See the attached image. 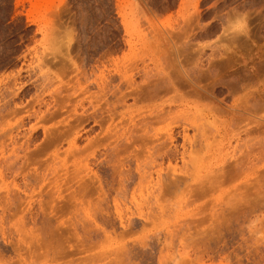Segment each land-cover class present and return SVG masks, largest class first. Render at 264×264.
Returning a JSON list of instances; mask_svg holds the SVG:
<instances>
[{
	"label": "rangeland",
	"instance_id": "1",
	"mask_svg": "<svg viewBox=\"0 0 264 264\" xmlns=\"http://www.w3.org/2000/svg\"><path fill=\"white\" fill-rule=\"evenodd\" d=\"M0 264H264V0H0Z\"/></svg>",
	"mask_w": 264,
	"mask_h": 264
},
{
	"label": "bare ground",
	"instance_id": "2",
	"mask_svg": "<svg viewBox=\"0 0 264 264\" xmlns=\"http://www.w3.org/2000/svg\"><path fill=\"white\" fill-rule=\"evenodd\" d=\"M164 60H165V58H163ZM166 61H168V59H166ZM168 64H169V61H168ZM180 64V63H179ZM169 66L170 67H172L173 65H170L169 64ZM168 67V66H167ZM178 67H179V65H178ZM178 67H176V69L178 68ZM183 67V66H182ZM182 67H179V68H181L182 69ZM179 68H178V70H179ZM172 69H174L175 70V67L173 66L172 67ZM183 69H184V67H183ZM163 76V75H162ZM167 80H168V82H166V84L167 83H169L168 85L170 86V88H171V86L174 88V90H175V92H176V97H179V98H185V96H183L184 94H179L180 92V90H179V85H177V83L174 81V79H172V76H171V73H167V75H166V77H165ZM165 80V79H164ZM166 80V81H167ZM194 80V79H193ZM178 82V81H177ZM193 83V82H192ZM197 84V83H196ZM199 84V83H198ZM133 85H135V83L133 84L132 83V85H131V87H133ZM193 85V84H192ZM195 85V84H194ZM196 86V85H195ZM181 87V86H180ZM156 88V87H155ZM161 89H163V87L162 88H157V89H152L151 91H149V93H148V95L146 96L147 98H149V99H154V97L156 98L157 97V95H158V92L161 90ZM195 89V88H194ZM123 92V91H122ZM196 92H198V90L196 89ZM202 92V91H201ZM197 95V94H196ZM198 96H200V93H198ZM140 97V96H139ZM127 98H128V96L127 95H125L124 93H122V96L121 97H119V99L121 100V103H126V101H127ZM138 98H136V100H137ZM176 99V98H175ZM172 101V100H171ZM164 114V111H163V109L162 110H160V111H158L157 113H155V114H152V116H154V117H161L162 115ZM196 127V126H195ZM187 131V128H184V135H183V140H184V142H186L187 140L190 142V143H192V141H191V138H190V136L188 135V133L186 132ZM145 134V136L147 137V136H150V137H152V138H154V139H156V140H159V135L157 134V133H155V135H151V134H149L148 132H145L144 133ZM77 135H78V137L80 136L79 135V133H77ZM53 139H54V137H53ZM126 143H130L131 142V140H132V136L130 135L129 137H127L126 139ZM175 141H176V137L173 135V131H172V129L169 131V132H167V134H166V141L165 142H162V143H159V145H165V144H168V151H166L162 156H161V158L162 159H164L165 158V156H167V157H169V159L171 160V159H173L174 157H177V155H178V147L177 146H175L174 145V143H175ZM193 143H194V141H193ZM184 146V145H183ZM259 152V153H258ZM258 152H256V153H253V154H250V153H248V156L249 157H256V158H258L259 157V155L263 152V151H258ZM132 154L133 153H131V155L130 156H128L127 158H129L130 159V157L132 158ZM263 154V153H262ZM137 159V158H136ZM176 159V158H175ZM121 160V159H120ZM119 161V160H118ZM120 162V161H119ZM244 163V162H243ZM242 163V161L240 162V163H238L237 165H235V169H236V171H234L235 173H237V175H235V173H233L232 175H231V173L228 171V172H226V171H222V173L220 174V176H218V178L214 181V185H219V184H221V183H223L224 181H226V179L228 178H236V177H234V176H238V172L240 171V170H242L243 169V166H244V164ZM247 163H249V162H247ZM251 163V162H250ZM249 163V164H250ZM117 164V163H116ZM120 171H118V172H116L115 170H116V168H115V164L113 165L114 167L113 168H115V173H119V175H120V180H121V185H122V190H124V192H125V183L128 181V176H129V171H128V169H125L126 168V164H125V162L124 161H122L120 164ZM247 165V164H246ZM245 165V166H246ZM117 167V166H116ZM118 168H119V166H118ZM117 168V169H118ZM125 170H127L126 172H125ZM137 171H139L138 173H139V175H140V179H146L147 178V176L146 175H144V174H142L141 173V171L139 170V169H137ZM232 172V171H231ZM242 172V171H241ZM249 172V171H248ZM243 173V172H242ZM151 176V175H150ZM99 177V176H98ZM97 177V178H98ZM142 180L140 181V182H142ZM230 180V179H229ZM98 181H99V183H100V191H103L104 192V188H103V186H102V183H101V179H99L98 178ZM162 184H164V185H160L161 186V188L159 189V191H161V195H165L166 193H171L172 191H174V190H176V189H178L180 186H181V184H182V182L181 181H179V180H177V181H173V182H162ZM141 185V184H140ZM163 186V187H162ZM91 185L90 184H86V185H84L83 187H82V189H80L81 190V195H82V197H85V195H87L89 192H90V190H91ZM102 192V193H103ZM104 195H105V197H107L106 196V192H104L103 193ZM127 194V193H126ZM206 194V190L204 189V190H200L199 191V193H198V196H204ZM195 196V195H194ZM251 197V196H250ZM73 199V201H76V202H78L80 199L79 198H77L76 197V195L74 196V197H72ZM16 200V199H15ZM244 200V199H243ZM242 199H241V202L243 201ZM107 201V200H106ZM244 201H247V199H245ZM242 202V204L244 203L245 204V202ZM250 202H251V199H250ZM250 202H248L247 204H249ZM11 203V202H10ZM12 204V203H11ZM247 204H245V205H247ZM255 204V203H254ZM29 205H30V207L27 209V213H29V215L31 214L32 215V213H30V212H32L31 211V203H29ZM251 205H252V203H251ZM249 206V205H248ZM258 206V205H257ZM251 207V206H250ZM50 208H51V212H50V215H53V213H55L54 211H56V204H51V206H50ZM252 211V210H251ZM101 212V211H100ZM101 213H103V212H101ZM240 214V213H239ZM105 216V215H104ZM106 216H108V214L106 215ZM55 217V216H54ZM118 217V220H119V222H120V226H121V228L123 229V231H127L128 229H129V227H130V225H129V223H126L125 222V220H123V218L120 216V215H118L117 216ZM247 217V216H246ZM31 218V217H30ZM109 218V217H108ZM107 220V219H106ZM230 220V219H229ZM228 220V221H229ZM45 224V223H44ZM222 224H224V223H222ZM226 224V223H225ZM85 229V228H84ZM34 230V229H33ZM86 230V229H85ZM94 230H97V231H99V232H102V234L103 235H105L106 237H108L109 235H110V232L109 231H107L106 230V227H104V226H101L100 224H98V223H96L95 224V229ZM52 231V230H51ZM226 231V230H225ZM50 233H52V232H50ZM98 233V232H97ZM221 233V232H220ZM53 234V233H52ZM52 234H50V237L52 238L53 237V235ZM91 234H92V232H91ZM47 235V234H46ZM56 235V234H55ZM54 235V237L55 238H57V237H60V235H57V237ZM76 235H78V233L76 234ZM79 236L80 235H78V239H79ZM47 237V236H46ZM81 237V236H80ZM35 238V237H34ZM49 239V240H51V241H49L48 239L46 240L45 239V237H44V239H45V241H44V246L46 247V250H47V254H49L48 252H51L50 250L52 249L51 247H50V245H51V243H53V242H60V239H61V237H60V239H57V240H55V241H53L52 239ZM41 241H42V239H41ZM61 241H62V239H61ZM91 241V240H90ZM39 242V241H38ZM37 242V243H38ZM58 242V243H59ZM82 242V241H81ZM87 244V243H86ZM42 244H41V242L39 243V245L38 246H41ZM100 245V244H99ZM43 246V245H42ZM58 247V248H57ZM31 248V247H30ZM74 247L73 246H69V248L67 249L66 247L64 248V247H62L61 246V244H58L57 246H56V248L53 250V253H54V255H62V256H65L67 253H68V251L69 250H72ZM19 249H20V247H19ZM18 249V250H19ZM17 251V250H16ZM129 251V254L131 255V254H133V253H131L132 251L131 250H128ZM124 252V251H123ZM35 254V253H34ZM127 258V257H126ZM130 258V257H129ZM73 262V261H72Z\"/></svg>",
	"mask_w": 264,
	"mask_h": 264
}]
</instances>
